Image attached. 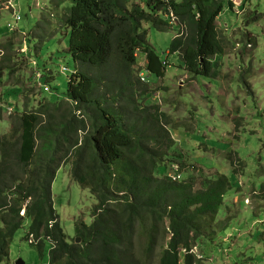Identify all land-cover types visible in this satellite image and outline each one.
I'll use <instances>...</instances> for the list:
<instances>
[{
    "label": "trees",
    "instance_id": "obj_1",
    "mask_svg": "<svg viewBox=\"0 0 264 264\" xmlns=\"http://www.w3.org/2000/svg\"><path fill=\"white\" fill-rule=\"evenodd\" d=\"M51 2L56 8L71 4L65 20L75 62L69 102L49 85L51 76L45 83L39 79L42 88L54 91L55 101L49 97L38 111L13 117L11 140L0 136V264L9 262L26 221L27 241L35 237L40 250L45 242L53 244L50 264H145L152 256L157 264H200L203 256L198 258L194 248L204 254L213 241L229 182L225 174H214L195 190V178L170 176L172 157L178 159L170 155L176 142L167 115L158 106L143 107L147 89L141 97L138 90L148 84L138 76L143 68L137 55L145 56L151 76L165 74L169 62L150 44L146 25L169 31L172 11L184 28L169 54L181 58L192 79L218 78L220 64L214 59L224 56L229 45L216 24L224 0ZM12 42L0 49L2 55L11 52V60ZM5 68L0 66V80ZM68 166L74 182L97 199L93 224L77 222V236L70 241L53 199L57 175ZM183 171L188 172L184 166ZM159 231L169 233L163 245L156 240ZM137 235L146 239L142 251L136 249Z\"/></svg>",
    "mask_w": 264,
    "mask_h": 264
},
{
    "label": "rangeland",
    "instance_id": "obj_2",
    "mask_svg": "<svg viewBox=\"0 0 264 264\" xmlns=\"http://www.w3.org/2000/svg\"><path fill=\"white\" fill-rule=\"evenodd\" d=\"M8 1L0 0V41L9 36L14 44L12 60L11 52L0 53V66L6 67L0 80V105L7 125L13 117L49 104V97L55 101L54 91L42 88L39 79L45 83L51 76L49 85L57 87L59 98L68 104L65 98L75 70L69 51L71 30L65 22L71 4L56 8L52 0H11L9 7ZM14 11L20 14L19 20L15 21ZM256 13L259 16L253 20ZM219 20L218 32L229 45L224 56L214 59L220 64L215 79H192L181 58L169 54L173 39L180 35L179 25L162 32L147 24L150 44L169 63L162 77L145 74L149 84L138 90L139 97L147 89L143 107L158 106L169 119L168 130L176 142L170 155L178 157L169 164L174 165L169 170L172 178H195V190L213 180L214 174H225L229 182L213 241L205 245L204 254L194 248L198 258L203 256L200 264H264V0H224ZM10 39L0 42V49ZM144 58L140 55L139 64L148 66ZM6 105L15 107L13 114ZM12 137L8 132L6 139ZM53 199L69 241L77 236V222L93 224L97 199L90 189L74 182L70 166L58 173ZM29 227L26 221L16 235L7 264H50L53 245L45 242L41 250L30 245ZM168 237L169 233L159 231L156 240L163 245ZM136 244L137 251H142L145 237L137 235ZM144 262L157 264L158 257Z\"/></svg>",
    "mask_w": 264,
    "mask_h": 264
},
{
    "label": "clouds",
    "instance_id": "obj_3",
    "mask_svg": "<svg viewBox=\"0 0 264 264\" xmlns=\"http://www.w3.org/2000/svg\"><path fill=\"white\" fill-rule=\"evenodd\" d=\"M232 1H235V0H232ZM239 1L241 2V1H243V0H239ZM171 13H173V12L170 11V12L167 14V17H168V19L170 20V23H171L170 25H171V26L179 25V24H180V23H179V19L176 17V15H175L174 13H173V14H174L175 17L177 18V23H176V24H172ZM218 20H219V18H218ZM218 20H217V21H218ZM179 26H180V31H182V29H183L184 27L181 26V25H179ZM250 38H251V37H250ZM251 39H252V38H251ZM252 42H253V41H252ZM250 44H252V43H250ZM137 56H140V55L138 54ZM143 73H144V70H143V69H141V70L139 71V73H138V76H139L141 82L144 83V84H149V82H148V78H147V82H143V81H142V79H141V78H142L141 75H142ZM150 75H151V74H150ZM12 109L15 111V108H12ZM8 110H9V108H8ZM14 111H13V112H14ZM12 114H13V113H12ZM23 216H25V212L23 213ZM32 240H33V243H32ZM28 242L30 243V245H32V246H34V247H36V245H38V244L40 243V241H39V242H38V241L35 242V237H33V236L30 238V240H29ZM52 245H53V244H52ZM53 249H54V246L52 247V250H53Z\"/></svg>",
    "mask_w": 264,
    "mask_h": 264
},
{
    "label": "crops",
    "instance_id": "obj_4",
    "mask_svg": "<svg viewBox=\"0 0 264 264\" xmlns=\"http://www.w3.org/2000/svg\"><path fill=\"white\" fill-rule=\"evenodd\" d=\"M4 6L6 7V5L4 4ZM8 10V9H7ZM219 22H220V20H219ZM8 38H10L9 36H6V37H4L0 42H2L3 40H6V39H8ZM9 106L8 105H6V108H8ZM10 108V107H9ZM12 108H15V107H12ZM6 113V112H5ZM5 120H6V118H5V116H4V119H3V121H1L0 122V125H2L1 126V130H0V136H2V137H6L7 136V133L8 132H12V125L11 124H9V125H7V123L5 122ZM10 123V122H9Z\"/></svg>",
    "mask_w": 264,
    "mask_h": 264
},
{
    "label": "built area",
    "instance_id": "obj_5",
    "mask_svg": "<svg viewBox=\"0 0 264 264\" xmlns=\"http://www.w3.org/2000/svg\"><path fill=\"white\" fill-rule=\"evenodd\" d=\"M10 1L11 0H9L8 3H10ZM14 15H15V21L20 19V15L16 11H14ZM171 18H172V24H176L177 23V18L175 17V15L173 13H171ZM8 27L10 29L13 28L12 24H10V23L8 24ZM141 77H142L141 79H142L143 82H147V76L145 75V73H143L141 75ZM46 90L48 91V88H46ZM9 111H10V114H12L14 110L12 108H9ZM32 243H33V240H32Z\"/></svg>",
    "mask_w": 264,
    "mask_h": 264
},
{
    "label": "bare ground",
    "instance_id": "obj_6",
    "mask_svg": "<svg viewBox=\"0 0 264 264\" xmlns=\"http://www.w3.org/2000/svg\"><path fill=\"white\" fill-rule=\"evenodd\" d=\"M8 5H9V7L11 6L10 3H9ZM11 8H13V7H11ZM137 57H140V56H137ZM140 65H141V67L143 68L144 73L147 74V76H150V72L148 71L147 66H144V65H142V64H140Z\"/></svg>",
    "mask_w": 264,
    "mask_h": 264
},
{
    "label": "water",
    "instance_id": "obj_7",
    "mask_svg": "<svg viewBox=\"0 0 264 264\" xmlns=\"http://www.w3.org/2000/svg\"><path fill=\"white\" fill-rule=\"evenodd\" d=\"M76 244H80V239L76 240ZM16 264H23L21 261H18Z\"/></svg>",
    "mask_w": 264,
    "mask_h": 264
}]
</instances>
